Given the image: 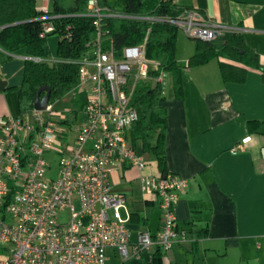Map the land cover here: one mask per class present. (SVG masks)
<instances>
[{"label":"built area","instance_id":"built-area-1","mask_svg":"<svg viewBox=\"0 0 264 264\" xmlns=\"http://www.w3.org/2000/svg\"><path fill=\"white\" fill-rule=\"evenodd\" d=\"M50 0H37V10L50 15ZM86 16L93 19L95 40L87 43L79 65L80 84L87 90L83 108L65 109L55 118L53 105L17 117L0 118V264H107L109 252L123 262L143 253L153 257L189 242L186 228L177 224L176 203L187 179L174 173L149 174L145 153L135 148L129 132L138 119L131 105L139 82L166 85L169 73L152 76L159 63L146 56L144 45L105 46L106 18L143 19L100 6L88 0ZM167 21L191 39L211 41L225 33L247 30L214 21L195 8ZM55 26L44 22L42 36ZM69 37V35H67ZM34 62H61L56 56H23ZM71 113L68 118L67 114ZM69 123H66L68 122ZM246 137L232 152L244 150ZM60 157L55 178L45 153ZM135 167L143 199L161 210L159 229L137 232L133 238L132 210L123 193L113 190L112 172ZM62 213L67 214L61 217Z\"/></svg>","mask_w":264,"mask_h":264},{"label":"crops","instance_id":"crops-1","mask_svg":"<svg viewBox=\"0 0 264 264\" xmlns=\"http://www.w3.org/2000/svg\"><path fill=\"white\" fill-rule=\"evenodd\" d=\"M50 3L52 8L53 0ZM175 3L198 9L219 23L246 29L242 33L244 39L257 51L264 65V0H175ZM194 51L176 57L183 68V98L174 97L173 82L172 91L164 90L163 105L168 110V171L187 179V187L175 207L177 224L188 230L191 239L166 253L164 264H264V124L254 133L249 132L247 125L250 120H264L263 73L248 68L245 83L225 82L219 58L186 67ZM25 55L24 51L20 55L11 54L10 59L0 62V79L7 81L4 90H0V118L20 114L18 93L12 89L22 84ZM246 137L250 140L244 150L232 152ZM146 157L149 161L146 173H161L156 159L151 161L149 154ZM139 174L135 167L120 168L111 174L113 190L126 195L132 212L147 219L145 226L131 222L133 238L145 229L156 233L161 218L157 204L143 199ZM135 184L138 190L133 187ZM139 203L148 207L151 214L159 210L154 230L149 227V216L136 206ZM205 228L207 234L201 238L198 233ZM194 242H198L196 252ZM186 253L199 261L189 263L183 257ZM109 255L118 256L112 251ZM185 259L187 262L183 263ZM128 260L151 264L153 257L143 253Z\"/></svg>","mask_w":264,"mask_h":264},{"label":"trees","instance_id":"trees-1","mask_svg":"<svg viewBox=\"0 0 264 264\" xmlns=\"http://www.w3.org/2000/svg\"><path fill=\"white\" fill-rule=\"evenodd\" d=\"M100 6L123 14L143 17V19L106 18L103 20L105 46L113 44L120 56L124 47L144 45L148 59L159 63L156 70L150 72L158 76L163 71L171 74L173 93L177 99L184 96L183 68L176 58L178 27L167 21L175 18L184 10L175 0H98ZM88 0H53L50 15L55 18L42 19L46 16L37 10V0H0V62L10 59L11 54L24 51L29 56H56L61 62H34L25 60L24 76L21 86L13 88L18 93L20 114L34 107V98L42 86L51 91L50 104L60 100L76 89L80 84L79 60L87 43L97 37L93 19L86 16ZM55 26V30L42 36L44 22ZM52 34L59 36L57 52L54 55L48 46ZM69 35V37H67ZM195 51L189 57L186 67H195L208 63L214 58L220 60V71L225 82L245 83L248 68L262 71L257 51L248 45L242 33L229 32L211 41L195 39ZM44 93L42 94V96ZM164 87L151 80L138 83L131 105L136 109L138 119L133 123L129 139L135 148L143 153L154 155L161 174H168L166 156V137L168 129V110ZM71 113L67 114L69 118ZM66 123H69L66 122ZM264 120L248 121L250 133L257 132ZM131 222L147 224V219L140 213H133ZM202 238L207 229L199 231ZM193 250H198V242L193 243ZM165 253L156 249L151 264H164Z\"/></svg>","mask_w":264,"mask_h":264},{"label":"rangeland","instance_id":"rangeland-1","mask_svg":"<svg viewBox=\"0 0 264 264\" xmlns=\"http://www.w3.org/2000/svg\"><path fill=\"white\" fill-rule=\"evenodd\" d=\"M58 41H59V36L57 34H52L48 38V46L52 50L53 54L55 55L57 52L58 48ZM195 39L188 38L182 30H178V35H177V46H176V57L177 55H187L190 50L194 51L195 49ZM22 51H19L17 53H14L16 55H20ZM172 76L169 74L167 76V82L166 85L164 86L165 92H170L172 91ZM87 98V90L85 88H80L77 87L74 89L72 92L67 94L65 97H63L60 100L54 101L52 103L53 105V113L55 118H59L63 115L64 110L69 108L72 110H77L81 107V105L86 101ZM138 150L143 154V151L139 147ZM149 157L152 160H155L154 155L149 154ZM45 158L48 161L50 165V169L48 170L47 177L49 178H55L57 176L58 168H59V160L60 157L57 153L53 151H49L45 153ZM129 187H131L129 185ZM133 187L137 189V185L135 184ZM138 190V189H137ZM138 208L142 210V213L146 216H149V227L154 230L156 224H157V219L159 217V210H155L153 214H151L150 209L148 207H145L144 204L139 203L136 205ZM67 214L62 213L61 217H66ZM185 255H187L185 257ZM183 257L188 259V262L191 263L194 261L198 262L199 259L195 258L193 255H190L189 253H186ZM110 256V255H109ZM186 259L183 261V263L187 262ZM108 264H134L133 261L128 260L123 262L121 257L118 255L117 257H113L112 255L110 256L108 260Z\"/></svg>","mask_w":264,"mask_h":264},{"label":"water","instance_id":"water-1","mask_svg":"<svg viewBox=\"0 0 264 264\" xmlns=\"http://www.w3.org/2000/svg\"><path fill=\"white\" fill-rule=\"evenodd\" d=\"M7 85L6 80L0 79V90H4L5 86ZM44 95L42 96V94ZM51 91L48 86H42L35 95L34 98V107L38 110L46 109L49 101H50ZM264 155V150H263Z\"/></svg>","mask_w":264,"mask_h":264}]
</instances>
